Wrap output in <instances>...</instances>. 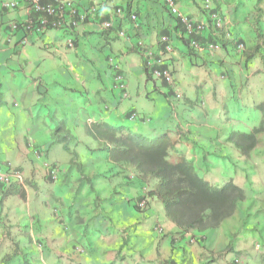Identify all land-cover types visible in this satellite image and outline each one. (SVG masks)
Returning <instances> with one entry per match:
<instances>
[{
	"label": "crops",
	"instance_id": "1",
	"mask_svg": "<svg viewBox=\"0 0 264 264\" xmlns=\"http://www.w3.org/2000/svg\"><path fill=\"white\" fill-rule=\"evenodd\" d=\"M1 1L18 2V7H0V159L6 156L7 151L1 146L3 140L9 139L5 147L12 143L17 147L22 145L24 149L27 147L22 155V164L14 167L22 170L23 175L30 179L31 186L25 188L27 197L24 204L15 197L8 198L0 205V219L4 218L3 226L6 224L9 229L5 234L0 232L4 234L0 237V242L12 244L6 237L8 233L10 237L14 236L17 244H24L19 248L18 255L26 256L28 264H93L92 260L96 255L102 258L103 263L106 261V264H204L210 257L214 261L212 264H221L211 252L216 248L212 243L218 236V230L208 233L201 244H189L183 240L173 242L178 237V230L169 221L160 203L150 199L146 213H138L135 210L137 201L134 200L141 195V185L136 180V175H103L114 167L102 157L101 161L97 160L94 153L96 150L101 152L98 150L99 143L94 141L91 147L87 146L91 158L87 157L86 160L76 152L77 158L73 161L75 166L63 158V162L57 160L58 157L52 150L59 146L52 144V126L55 125L52 121L57 119V113L63 108L71 110V116H67L71 119V125L65 129L73 133L80 144H83L81 132L86 134L85 123L105 121L114 125L116 121H120L121 126H131L121 120L128 119L131 112L137 113V116L139 113L130 102L133 94L129 92L128 97L122 98L119 90L114 87L115 67L120 68L126 77L127 93L130 86L134 85L136 98L151 101L147 88L151 84V92L162 96L168 106V89L165 83L148 81L146 78L144 59L136 47L139 41H143L154 57L161 59L171 69L181 90L185 92L196 88L200 93L201 88L206 89L208 76L206 74V78H203L199 73L196 75L197 67L192 66L182 53L185 48L181 42V34L176 30L177 23L166 10L163 0H69L77 15L72 17L69 9H65L62 24L42 33L26 32L22 27L13 31L11 26L28 21L37 22L39 18L45 17L43 11L27 5L24 0ZM175 1L189 18L207 22L202 0ZM216 1L224 15L226 31L240 33L239 36L245 39L246 27H250L248 20L253 18L248 4H252L254 0ZM51 3L53 0H41L40 4L45 7ZM262 4L264 10V3ZM119 9H122L124 16L113 20ZM83 14L87 16L85 22L79 17ZM131 14L136 15L135 22L131 20ZM109 21L113 22V27L104 29L103 25ZM121 32L125 36L120 37ZM166 35L171 37L175 48L172 54L162 52L159 40ZM22 41L27 44L23 46ZM69 41L74 42V49L68 47ZM230 57V54L222 57L224 65L231 61ZM211 58L214 56L201 55V59L197 61L200 68L207 66V61ZM63 60L66 63L63 64ZM71 66L76 67L79 72L73 73ZM88 67L91 71L87 70ZM66 75L77 82L79 87L75 89L65 86ZM68 91L78 94L77 100L71 97L70 101L73 102L69 104L66 103ZM79 98H83L86 105L80 103ZM126 101L130 104L127 105L129 109L124 108ZM191 105L178 107V111L184 114L182 117L185 120L190 118L196 120V123L199 117L194 119V116L199 113L193 108L191 111ZM76 110L88 112L89 120L84 121L80 114H74ZM4 115L11 119L23 115H26V119L29 118L24 131H15L21 137V144L14 135L11 143L9 134L13 130L12 126H15V120L6 124L12 126L5 127V118H2ZM46 116L51 117L48 124L44 120ZM160 119L162 120L158 122V126H162L161 121L166 122L165 132L169 133L175 132L172 130L174 126L177 131L181 130L180 127L184 124L183 121L175 124L171 116ZM137 127L138 125L133 126L132 131L135 132L134 128ZM226 133H221V136H226ZM171 135L173 136L172 133ZM191 139L207 150V156L183 141L177 142L175 149L185 157H190L201 175H211L206 177L208 181L217 184V179L212 175H226L227 179L233 177L241 185L238 181L240 175H235L231 164L246 167L248 173L252 170L248 165L249 160L241 158L231 144L219 140L218 144L207 142L203 145L199 135L198 139L196 136ZM208 144L211 146L208 147ZM30 147L45 150L44 159L38 162ZM102 156L106 158L105 153ZM217 157H228L230 160L217 163ZM203 161L206 165L202 164ZM44 162L60 166L61 178L57 182L51 183L45 178ZM77 165L81 167L79 173L74 170ZM213 177L215 181L212 180ZM77 180L82 183H76ZM84 182L88 184L85 186ZM91 187L94 190L89 195ZM104 194L106 195L102 196ZM81 195L87 198L82 199ZM71 196L72 199H69ZM5 220L9 223H4ZM160 226L163 228L161 234L158 232ZM18 264L24 262L21 260Z\"/></svg>",
	"mask_w": 264,
	"mask_h": 264
},
{
	"label": "trees",
	"instance_id": "2",
	"mask_svg": "<svg viewBox=\"0 0 264 264\" xmlns=\"http://www.w3.org/2000/svg\"><path fill=\"white\" fill-rule=\"evenodd\" d=\"M203 2L204 0H202V4ZM212 3L213 12L220 13L221 17L225 20L217 1L212 0ZM261 5H263L262 1L258 0L254 7L256 15H253V20L251 22L255 25V41L253 45L248 46L247 41L241 38L235 31H217L213 26V21L210 19L209 14L206 13L203 8V12L209 24L208 29L200 34L190 33L181 21L171 14V11L168 10V7L164 3L166 10L169 11L170 15L177 23L176 30L181 34V42L185 48V52L182 53L188 58L189 63L195 67H201L198 63V60L201 59V55L211 54L207 52V46L216 44L226 55L230 54L233 58L241 53L245 61V68H248L249 64L255 60L260 61L264 68V11ZM223 30H226V26ZM166 37L170 39L173 50L175 51L171 37L167 35ZM160 40L159 42L161 43ZM193 43L199 44L204 51L200 52L196 50L192 46ZM241 46L244 47L243 50L239 49ZM136 47L143 58L142 50L139 48L138 44H136ZM161 48L163 50L162 52L167 54L165 45L162 43ZM155 58L157 59V57ZM143 65L147 80H154L149 73L145 61H143ZM112 66L114 65L112 64ZM117 68L118 67H115L113 71L115 78L114 87L119 90L116 83ZM158 69L164 71L168 69V66L163 64V66L158 67ZM120 71L123 73L121 69ZM125 92L127 93L126 90L122 91V93L120 92L122 98ZM171 97L174 98V95L173 92L169 90L166 94L168 102ZM200 103L202 104V101H200ZM252 106L251 109L254 108L253 111H250L252 117H246L245 119L248 129L231 128V130H227L229 134L225 142L231 144L243 159L250 160L254 155L256 158L264 160V101L255 103ZM240 110L241 109H239V111ZM239 113L241 118V115L244 114L242 111ZM242 117L243 122L246 123V121H244V116ZM128 119L130 121H135L137 119V113L131 112ZM84 126L86 135L100 144V148L98 149L107 155V162L113 165L114 170H118L119 173H117L116 176L136 175V180L139 185H141V195L137 200H134V202L137 201L135 210L141 214L148 209V205L145 209L140 207V203L147 197L156 200L163 206L167 218L178 230V237L173 242L183 240L189 244L203 243V239L208 233L220 228L228 219L236 215L242 205L249 203V197L245 189L234 181L235 178L231 177L222 182L221 185L214 184L206 179V175H201L199 168L195 166V162L187 160L182 153L176 151V143L183 141L192 146L194 150L196 149L207 156V150L203 149L198 142L193 141L188 134H180V138L173 141L171 134L165 132L156 140H153L133 132L131 129L132 126H114L105 121L93 122L91 124L85 123ZM222 131L223 130L219 131V137L221 133L223 134ZM51 140L53 145H59L68 149L67 145L69 142L76 140V138L70 131L65 129V126H59L52 131ZM218 142V137L211 141V143L216 144H218ZM209 146L211 145L209 144L208 147ZM39 150V154L45 156L46 151L41 148ZM76 158L77 155H75V159ZM215 160V162L218 163L226 160L229 161L230 159L228 157H217ZM204 161L202 164L206 165ZM47 164L49 165V169L46 170L45 178L51 181V183H55L51 175L57 165L48 162ZM8 165L9 162H2V160H0V167L4 168ZM78 166L80 170L81 167L80 165L76 167L78 168ZM231 166L235 173L240 171L239 165L232 163ZM18 169L20 168L18 167ZM248 171L249 170L245 167L242 168L240 172L248 177V174H246ZM60 175L61 169H59V177ZM236 175H238V173H236ZM0 195V205L10 197H17L22 201H25L27 197L26 190L23 187H5L1 183ZM131 202H133V200ZM16 251L15 254L17 256L19 251ZM236 254H238V252H236ZM8 260L10 259L8 258ZM262 260V264H264V258ZM212 262L214 261L210 257L204 264H212ZM233 262L236 263V258L233 259ZM24 264L28 263L24 262Z\"/></svg>",
	"mask_w": 264,
	"mask_h": 264
},
{
	"label": "rangeland",
	"instance_id": "3",
	"mask_svg": "<svg viewBox=\"0 0 264 264\" xmlns=\"http://www.w3.org/2000/svg\"><path fill=\"white\" fill-rule=\"evenodd\" d=\"M257 1L258 0H254L252 4L250 5L248 4V10L252 11L251 12L252 17L255 11L254 7ZM261 1L262 3H264V0ZM252 20L253 18L250 17L248 21L250 23V27H246L247 32L245 35V41H247L248 46L253 45L255 41V35H252V32L255 31V25L251 22ZM263 23H264V17H263ZM252 27H253V31H252ZM211 54L214 55H210V56L208 55V57L214 56V58H211L210 60L207 61L208 63L207 66L205 65L204 68L197 67L195 69L196 75L197 73H199L203 78L207 74L208 82L205 84L206 89H204V87L201 88L200 93L198 91L199 89L197 90L196 88H192L185 92L182 89L181 90L183 93L182 99L175 100L173 97H171L169 98V102L167 106L165 103V99L162 96L154 95V93L151 92L152 91L151 84L147 87L148 92H150V97L152 98L151 101L136 98L135 90H133L134 85H131L130 90H128V94L129 92L133 94V98L131 99L130 102L134 104V107L137 109L139 114L135 121H128V119H123L121 121H125L128 124H131L132 127L138 125V127L136 128L137 130L134 128L135 132L137 131L138 134L156 140L160 135L164 134L166 131L165 128L167 125L166 122L161 121L162 126H158V122L162 120L160 119V117L165 119L166 116L168 117L171 116V119L174 120L175 124H177L179 121L184 122V124H182L180 127L182 128L181 130L179 129V131H177L178 129L176 128V126H174L175 128L172 130H174L175 132H170V134L171 133L173 134V136L171 135L173 141L179 139L181 135H185V134H188L190 138L196 136L197 139L199 135L201 137V143L203 145L207 142H211L212 139L214 138L216 139L217 137L219 138V140L225 141L229 134L227 130H231V127L248 129L247 121L245 119L246 117L250 118L251 116L250 111L254 110V108L251 109V106L255 103L264 101V68L261 65V62L258 60L253 61L251 64H249L248 68H245L244 67L245 61L243 60L242 58L243 55H241V53H239L238 56L234 58L230 57L231 61L229 63H226V65H224L225 62L224 59L222 58L226 54L221 52V50ZM64 62L66 63L65 60H63V64ZM236 65L238 66V68H233V66ZM74 68H72L71 66L73 73L79 72L76 69V67ZM87 70L91 71L89 67L87 68ZM65 78H66L65 86H69V88H75V89L79 87L78 83L75 82L71 77H68V75H66ZM132 82L135 83V81ZM66 95H67L66 103L68 104L73 102L70 101L71 97H74V100H77L78 97V94L72 91H68V94ZM79 99H80L79 101L80 103L86 105L87 102L83 98L82 99L79 98ZM200 101H202V104L200 103ZM187 104L193 105V106L191 105V109H190L191 111L195 110L198 111L199 113V114H195L194 116V119L195 118L197 119V117H199L198 118L199 120L196 123H195L196 120L194 121L190 118H187L185 120L182 117L184 114L178 111V107L185 106ZM127 105L128 106L130 105L128 101H126V103L124 104V108L129 109ZM75 109H77V107ZM239 109H241L240 111H242V113L244 114L241 115V118H240ZM87 111L91 113L90 110ZM11 113H15V111H11ZM144 113L147 115H144ZM74 114L76 115L80 114L81 119H83L84 121L89 120L88 112H84L82 110H76L74 111ZM50 115H53V113ZM25 116L24 115L17 116L12 119L10 117H6V115L2 116V118H5L4 120L5 127L12 126L6 124L11 123L12 120H15V126H12L13 130L9 134L11 136L10 138L11 143L13 141V135H14L16 136V140L18 139L19 143L21 144L20 142L21 137L18 136L15 133V131L17 129L19 133L25 130V126L29 119V118L26 119ZM67 116H71V110L69 108H63L62 110H60L57 113V117H55L57 119H53L52 121L55 122V125L52 126V131L57 129V127L59 126L60 127L65 126V128H69L71 125V119L67 118ZM242 116H244V121H246V123L243 122ZM44 118L46 124H48L47 121H50L49 118L51 117L46 116ZM114 126H121L120 121H116ZM194 130L196 132H192ZM220 130H223L222 131L223 134L227 132V135L219 137ZM190 132H192L194 135ZM71 134L73 135V133ZM81 134L83 138V141L81 142H83V144L78 143L76 140H72L67 145L69 150L63 148L62 146H56L55 148L52 149L55 153V156L58 157L57 160L63 162L61 160L63 158L66 162L69 161L70 163L71 161L70 164L71 165L73 164L75 166L73 160H75V155L77 154L76 152H78L81 156H83L85 160L87 159V157L91 158V153L88 151L87 146L91 147V145H93V143L95 142L92 141V139H90L84 132H81ZM8 140H3L1 142V146L3 147V150L7 149V151H6V156H2L0 160L2 161L4 160V162L5 160H9V162L12 163L13 166H16V164L19 163L22 164V161L24 159L22 155L25 154L24 150L26 151L27 147H25V149L21 147L22 145L17 147L15 143H12L11 146L5 147L6 145H8ZM94 154L97 155L98 161H101L102 158L106 159L104 156H102L103 155L102 152L96 150ZM187 160H191V158L188 157ZM39 161L40 160H38V162ZM93 162H94V156L92 158V163ZM38 164L41 165L42 163H38ZM248 165H250L249 167L250 169H252L250 173H248L249 176L246 177L245 174L241 173L240 171L242 168L240 167V171L238 174L240 176L238 178V181L245 189V192L249 197V201H248L249 203L242 205L241 210H239L240 213L238 211L236 215H234L232 218L226 221L228 223L225 222V224H223L220 228L216 229L218 230L219 237L217 236L214 239L215 242L212 243L214 244V246H216V248L211 252L215 254L217 260H219L221 264H262L263 261L262 259L264 258V160H260L259 158H256V156L253 155V157L249 160ZM57 166L60 168L59 165ZM74 170H76L79 173L78 168L74 167ZM117 173H119L118 170L112 169L111 171L105 172L103 175L105 176L116 175ZM210 176L211 175H206V177H210ZM212 176H215V178L217 179L216 183L218 185H221L222 182L227 180L226 175H212ZM24 177H25V183L23 185V188L24 189L30 188L29 187L31 186V184L29 183L30 179L26 178V176ZM212 180L215 181L214 177L212 178ZM86 181L88 183L90 182L88 181V179H86ZM77 182H79V184L80 182L82 183V181L80 180H77L76 183ZM115 182L117 183L118 181ZM88 183L84 182V185L86 186ZM20 187H22V185ZM89 190H90L89 195H91V192L92 190H94V188L91 187ZM105 195L106 194L102 196ZM10 198L14 199L15 197H10ZM81 198L86 199L87 197L81 195ZM69 199H72V196ZM10 201L11 200H8V202ZM18 201L21 204H24L23 203L24 201H22L21 199H18ZM13 202L14 201L12 200V204H14ZM152 205L155 206L154 203H152ZM3 220L0 219V232H4L5 234L6 232H9V229L6 226V224H4L6 228L3 226L2 223ZM7 220H5L4 223L7 222L8 224L9 222ZM159 229L163 230L161 226L159 227ZM4 234L0 233V237L2 238ZM7 236L8 237L6 238L11 240L13 243L10 244L6 242L4 243L0 242V264H18V262H20L21 260L22 262H26L25 261L26 256H24L23 254L16 256L15 254L17 252L16 250L20 252L19 248L23 247L24 244L22 243L17 244L14 241V236L10 237L9 233L7 234ZM88 236L90 235L88 234ZM257 244H261L262 249L257 250V246H256ZM236 252H238V254H236ZM18 257L20 259H18ZM8 258L10 260H8ZM234 258H237L239 262L238 263L233 262ZM92 263L106 264V261L105 263H103L102 258L99 255H96L94 256V260H92Z\"/></svg>",
	"mask_w": 264,
	"mask_h": 264
},
{
	"label": "built area",
	"instance_id": "4",
	"mask_svg": "<svg viewBox=\"0 0 264 264\" xmlns=\"http://www.w3.org/2000/svg\"><path fill=\"white\" fill-rule=\"evenodd\" d=\"M27 5H32L37 8L38 11H43L45 13V17H41L38 19L37 22L34 21H28L24 24H13L11 27L13 31H17L19 28H23L24 31H34L35 33H42L47 31L49 28L52 27H58L60 24H62V21L64 19V11L65 9H69L70 14L72 17L77 15V12L75 8H73L72 3L69 0H53V3L46 5L45 7L41 6V0H24ZM165 5L168 7V10L171 11V14L174 15L178 20L181 21V23L186 27V29L191 33L194 34H200L204 30L208 29V22H199L194 19L189 18L184 12H182L178 6L177 3L174 0H163ZM0 7L6 8V9H15L18 7V2H12V3H3L0 0ZM203 9L206 11V13L209 14L210 19L213 21V26L217 31H225L223 30L226 21L221 17L220 13H214L213 12V3L212 0H204L202 4ZM124 16L122 9L117 10L116 14L113 16V20H116L117 17ZM131 20L135 22L137 20L135 14H131ZM80 20L82 22H85L87 19V16L85 14L80 15ZM113 26V22L109 21L108 23H105L103 25L104 29H110ZM220 31V32H221ZM228 34V33H227ZM120 37L125 36L124 32H121ZM161 43L165 45V50L168 54L174 53L173 47L171 45L170 39L166 36L161 38ZM160 43V45H161ZM21 44L25 46L27 44L26 41H22ZM139 48L142 50L144 61L147 65V68L149 70V73L151 74L152 78L158 81H162L166 84L168 90L170 92H173L174 99L180 100L182 99V91L180 87H178L174 74L171 71V69L166 70H159L158 67L163 66V61L161 59H156L154 57V54L149 50L148 46L143 42L139 41L138 43ZM192 46L200 51L203 52V48L200 47L199 44L193 43ZM68 47L70 49H74L75 45L73 41L68 42ZM243 46H241L239 49L243 50ZM208 53H214L220 50V47L216 44H210L206 48ZM116 83L119 87L120 92L127 91V86L125 83V76L123 73H121L120 69H116ZM124 97H127V93L125 92ZM134 118V117H132ZM40 150L35 149L34 155L39 159L42 157V154H39ZM49 165L45 164V170H48ZM59 167L57 166L56 169L52 172V180L57 181L59 179ZM0 183L3 184L5 187H9L11 185H23L25 183V177L23 173L13 167L11 164H9L6 167H0ZM140 207L146 208V202L143 201L140 203Z\"/></svg>",
	"mask_w": 264,
	"mask_h": 264
},
{
	"label": "clouds",
	"instance_id": "5",
	"mask_svg": "<svg viewBox=\"0 0 264 264\" xmlns=\"http://www.w3.org/2000/svg\"><path fill=\"white\" fill-rule=\"evenodd\" d=\"M202 8H203V7H202ZM225 26H226V25H225ZM225 31H226V30H225ZM219 51H220V50H219ZM124 76H125V75H124ZM125 79H126V77H125ZM154 80H155V79H154ZM175 80H176V79H175ZM176 83H177V82H176ZM177 85H178V84H177ZM126 86H127V85H126ZM178 87H179V85H178ZM166 88H167V86H166ZM167 89H168V88H167ZM167 91H169V90H167ZM127 97H128V93H127ZM35 149H40V148L30 147V151H31V153H32L33 155H34V150H35ZM34 156H35V155H34ZM35 157H36V156H35ZM36 159L41 161V160L44 159V156H42V157L39 158V159L36 157ZM9 164L12 165V163H10V162H9ZM45 164H46V162H44V164H43L44 166H43V167H45ZM12 166H13V165H12ZM13 167H14V166H13ZM15 168L18 169V167H15ZM19 170L22 172L21 169H19ZM45 172H46V170H45ZM24 176H25V175H24ZM57 181H58V180H57ZM57 181H56V182H57ZM23 185H24V184H23ZM23 185H22V187H23ZM11 186H19V187H20L21 185H11ZM0 196H1V195H0ZM144 201L146 202V208H147V205L149 206L148 203L150 202V199L147 197ZM147 210H148V209H147ZM147 210H145L143 213H146ZM143 213H142V214H143ZM158 232L161 234L163 231H162V229H158ZM256 246H257V250L262 249V245H261V244H257ZM236 262H237V263L239 262V260H238L237 258H236Z\"/></svg>",
	"mask_w": 264,
	"mask_h": 264
}]
</instances>
